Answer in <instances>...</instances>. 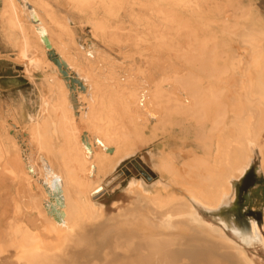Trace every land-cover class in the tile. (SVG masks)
I'll list each match as a JSON object with an SVG mask.
<instances>
[{
  "label": "bare ground",
  "instance_id": "obj_1",
  "mask_svg": "<svg viewBox=\"0 0 264 264\" xmlns=\"http://www.w3.org/2000/svg\"><path fill=\"white\" fill-rule=\"evenodd\" d=\"M0 1L4 35L26 76L40 69L47 86L37 113L25 117L22 144L7 135L19 124L0 114V264H254L230 236L240 228L234 217L218 215L232 204L234 183L253 157L264 172V146H258L264 127L251 115L257 108L264 115L260 12L204 7L199 0H53L76 12L78 24L102 44L115 45V58L89 43L77 47L74 12L60 15L48 0ZM229 36L247 45L249 60L242 90L232 95L235 116L226 121L221 94L228 95L229 76L211 74L219 58L227 61ZM50 50L59 66L47 59ZM189 64L201 72L195 81L207 83L206 91L184 89L180 73ZM181 112L203 121L194 127ZM168 117L172 145L161 141L141 155L158 180H131L130 202L106 217L89 193L146 144L135 141L141 128L163 126ZM201 139L205 175L180 184L181 154ZM178 183L186 196L171 190ZM247 225L258 234L255 221Z\"/></svg>",
  "mask_w": 264,
  "mask_h": 264
},
{
  "label": "rangeland",
  "instance_id": "obj_2",
  "mask_svg": "<svg viewBox=\"0 0 264 264\" xmlns=\"http://www.w3.org/2000/svg\"><path fill=\"white\" fill-rule=\"evenodd\" d=\"M48 1L51 4L52 9L60 15H64L66 13L68 14V11H71L69 12L70 14L74 12L70 10V7L68 8V6H64V4L62 7L61 3H56L53 0ZM199 2L204 7L220 8L225 6L228 7L230 11H236V9L240 6L244 7L245 9L247 8L246 10L249 8L252 10L251 7H253L258 10L256 11L253 9V11L255 10L258 14L260 12L259 16L262 19L260 21V25L261 27H264V0H199ZM237 12L239 13V10H237ZM71 15L74 17L76 16L74 18L76 23L73 24V29L75 31L74 38L77 47L82 46L81 48L85 50L89 47V44L91 46L94 45L96 48L99 47L98 49H105L113 57L120 58L117 47H114L115 45L102 44V42L96 38L94 34H92V31L88 26H81V24H78L79 17L76 15V12ZM5 24V17L2 14V5L0 1V114L4 120H11V118H13L12 120H15L17 125L19 124L18 126L20 127L16 130L10 128L12 126L9 127L10 129L7 127L9 130L7 135L9 136L10 134H13L18 144H22V141L25 140V130L23 124L25 117L30 113H37L40 97L39 95L47 94V86L44 83V73L40 69L33 71L32 79H29L26 76L23 64L17 55L16 47H14L4 35V30L6 28ZM12 34L15 39L20 38V33H18V31L14 30ZM227 41L230 48L228 54L226 55L227 61H224V59L218 57L219 62L217 67L212 70L211 75H214V77L229 76L230 82L227 85L228 95H226V92H224L221 94V97L223 96V98L220 97L222 99V105L224 104L225 108L227 109L226 121H229L233 116H235L234 112H232V108L235 103L232 95L234 91L239 92L242 90L240 86V76L243 75L242 72L247 67L249 51L247 45H241L242 42H240L237 36H229ZM46 57L47 59L51 60L48 51ZM185 57L186 59L192 60V57H195V54L189 53L186 54ZM200 75L201 72L194 65H185L180 73V77H182L180 81H182L184 89L196 91L197 93H200V91L203 89L206 91L207 83H205V85L202 87L200 82L197 83L195 81V78L199 77ZM241 99L244 102V96H241ZM240 108L243 112L246 110V108L243 106ZM258 112V108L252 109V122L253 124H262L264 127V115H259ZM179 117H181L185 122H189L194 127L201 124L203 121L202 117L199 118L193 115V113L186 115L185 112H181ZM171 120L172 118L168 117V123H165L163 126L156 125L155 122H148L146 128H141V131L138 133L140 135L137 134L138 138L135 139V141L138 140L137 142H143L145 140L146 144L143 145L134 155L129 156L115 165L114 168L105 176L102 183H100L98 190H94L89 193V201L101 208L106 217L114 215L119 207L123 208L128 204V202H130L132 196L129 192L125 191V189L131 180H143L148 185L155 183L158 180V176L155 171L146 165V163H144L141 155L147 150L157 146L161 141H165L168 145H172L174 140L170 134L171 128L169 126V122ZM151 131L154 135H157L155 138H151L154 136L152 135ZM21 137H23V139ZM187 143L189 144L187 148H190L189 146L192 142L188 141ZM263 145L264 131L258 140V146L262 147ZM193 148L195 149L190 151V154L187 155L184 152L181 154V160L178 164L179 176L177 178L180 184L185 183V181L196 183L199 178L205 175V164H203L200 159L205 156L207 149L202 139L196 140ZM186 161L188 164H190V167L185 165ZM191 166H193V168H191ZM179 183L177 185H172L171 190L177 194L186 196V192ZM234 192L235 197L232 204L227 206L228 208H223L218 216L221 218L224 217L225 219L234 217V221H236L240 227L239 234L246 231V225L249 220H253L258 226H261L264 206V175L259 169V162L256 156L253 157L252 163L246 170L245 174L239 180H237L236 183H234ZM200 213L205 220L216 224L218 223L216 218L209 216L202 211ZM234 238L239 242L238 238ZM245 250L254 264H264V250L259 244L252 243L248 246H245ZM8 252L10 254L4 253L5 256H11L13 250L10 249Z\"/></svg>",
  "mask_w": 264,
  "mask_h": 264
},
{
  "label": "crops",
  "instance_id": "obj_3",
  "mask_svg": "<svg viewBox=\"0 0 264 264\" xmlns=\"http://www.w3.org/2000/svg\"><path fill=\"white\" fill-rule=\"evenodd\" d=\"M264 146V145H263ZM262 146V147H263ZM243 167V165H241V168ZM249 167V166H248ZM248 167L245 169V171L242 173V176L245 174L246 170L248 169ZM261 173L264 175V172H262V170H260ZM241 176V177H242ZM264 208V206H263ZM264 211L262 212V225L261 226H258V234L253 236L252 233L250 232V228L248 225H246L247 229L245 232H242L241 234H239V230L236 232V233H233L231 232L230 233V236L232 239L235 240L234 237L238 238L239 239V242L235 240V242L237 244H239L241 246V248L245 250V246H248L252 243H256V244H259L262 249L264 250ZM234 236V237H233Z\"/></svg>",
  "mask_w": 264,
  "mask_h": 264
},
{
  "label": "water",
  "instance_id": "obj_4",
  "mask_svg": "<svg viewBox=\"0 0 264 264\" xmlns=\"http://www.w3.org/2000/svg\"><path fill=\"white\" fill-rule=\"evenodd\" d=\"M49 55H50V58L53 60V62L57 65V66H59L60 64H59V62H58V60H57V57L54 55V53H53V51H49ZM61 73L64 75V76H66V72L64 71V70H61ZM72 80V79H71ZM236 183V182H235Z\"/></svg>",
  "mask_w": 264,
  "mask_h": 264
}]
</instances>
